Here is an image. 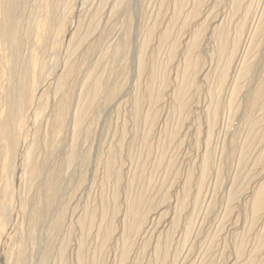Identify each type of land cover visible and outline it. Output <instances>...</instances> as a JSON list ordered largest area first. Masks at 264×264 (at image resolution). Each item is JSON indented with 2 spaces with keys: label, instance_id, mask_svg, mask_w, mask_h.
<instances>
[{
  "label": "rangeland",
  "instance_id": "374dc122",
  "mask_svg": "<svg viewBox=\"0 0 264 264\" xmlns=\"http://www.w3.org/2000/svg\"><path fill=\"white\" fill-rule=\"evenodd\" d=\"M36 1L28 0L22 11L23 19L36 10ZM64 1L65 9H68L64 28L56 37V46L52 51L48 49V55H45L47 63L56 59L58 64L56 63L54 71L46 74L48 80L40 83L38 93L41 101L33 105V115L39 125L38 145L33 156L40 160L45 149L53 144L46 169L60 172L61 178L56 205L50 212L53 211L54 214L61 203L65 204L66 211L57 235L50 228L52 213L29 225L32 226L30 228L28 223L25 227L27 216L23 218L25 234H29L27 238L32 241L29 251L27 250V256L30 253L28 264H39L43 252L48 248L52 250L49 251L47 264H79L77 253L81 243L84 246L82 252L85 264H121V232L127 221L124 211L130 205L129 201L133 202L139 194H144L150 200V209L141 231L130 238L131 248L123 264H264V195L262 209L255 218H251L253 194L264 183V95L253 110L255 126L250 127L241 116L249 90L264 73V0L252 1L251 11L254 16L252 17L251 12L229 65H225V62L228 64L226 58L229 51L217 54V44L214 38L211 39L212 32L209 28L224 20L229 28V40L232 41L235 22L239 21L241 14L240 11L235 12L234 0H184V5L178 12L175 0H122V3L125 2L116 8L113 15V2L116 4L117 0ZM40 22V17H37L32 34L37 32ZM165 26L170 32L163 37ZM199 26L201 41L193 51V58L198 62L194 72L188 76V81L192 82L189 83L190 88L183 99L179 100L175 92L182 77L178 76L183 75L188 44L191 43L193 30ZM127 31L130 37L126 47L123 46L125 48L116 52L114 48L123 40ZM80 37L83 41L72 52V43ZM145 40L144 70L138 73V49ZM214 47L217 51L213 50ZM26 49L29 47L22 49L25 58L28 53ZM218 59L220 60L217 61ZM241 63L249 70L246 76L239 79L241 91L234 109L230 107L229 110L226 104L230 92L228 86H232L234 74L239 71ZM69 66L73 67L74 74L66 80L62 91L58 92V76ZM225 67L227 76L208 144V131L205 130L209 127V108L215 104L210 94L212 82L214 86L215 75L218 76L221 68ZM89 72H92L94 79L98 78L104 84L103 92L84 112L81 128L74 131L73 118L77 113L79 95L92 86V78L86 79ZM113 86L119 90L110 97V93L107 94L106 91L110 92ZM180 102L183 103L179 106ZM63 106L68 108L64 128L54 136L53 115L55 110ZM205 152L210 156L211 165L203 183L200 195L202 198H199L194 208L191 199L193 200L194 186L200 172L201 156ZM188 176L189 183L185 185ZM17 182V194L21 202L26 194L29 198L34 196L35 192H32L36 182L32 183V190L29 192L30 185L26 178L22 177ZM184 185L189 190V196L186 197L185 208L183 206L177 209L186 191ZM16 208L10 212L9 222L18 228L22 223L20 214H23V210L17 205ZM104 213L106 215L102 220ZM189 214L193 220L187 226ZM174 215L178 221L176 227L173 223ZM89 216L93 217L91 224L88 225L86 221L82 226L81 220L88 219ZM101 220L103 228L99 227ZM106 224L111 226L112 232L107 239L102 233ZM165 241L169 242L164 256L162 243ZM156 243L160 244V248ZM143 245L146 247H142Z\"/></svg>",
  "mask_w": 264,
  "mask_h": 264
},
{
  "label": "bare ground",
  "instance_id": "6f19581e",
  "mask_svg": "<svg viewBox=\"0 0 264 264\" xmlns=\"http://www.w3.org/2000/svg\"><path fill=\"white\" fill-rule=\"evenodd\" d=\"M252 1L253 0H234L235 5L232 4L231 7H233V5H234L233 8H234L235 12L240 11L241 14H240L239 21L235 22L236 23L235 26L233 24V26L235 27V30H234L235 34H234V37L232 38L231 42H230L231 39L229 40V36H228V34H229L228 33V29L229 28L226 27V25L224 23V20L222 22L217 23L216 25L212 26V28L211 27L209 28V29H211V32H212L211 39L214 38V40L216 41V44H217L216 48H217L218 51L215 49V47H214L213 50H216L217 54L218 53L224 54L225 52L229 51L228 55L226 54L228 56V58H226V59H228V61H227L228 64L225 62V65H229V63H231L230 61H232L231 57H232V55L234 53V50L236 49L235 47H236V45H237V43H238V41L240 39V36L242 35V33L244 31V28L246 26V22L248 21V18L250 17L251 12L253 11L251 9L252 8ZM103 2H105V1H103ZM183 2H184V0H175L176 11L179 10V8L182 6V4L184 5ZM121 3H122V0H117L116 4L113 2L114 6H113V9H112L113 12H112L111 15H113V13L116 12V8H118V6L121 5ZM26 4H28V0H0V264H28L27 261H29L28 257H29L30 253L27 256V250L29 251L28 247L30 246L29 244L32 241L27 238V236L29 234L28 233H27L28 235L25 234L24 223H23V220H25V219H23V218H25L27 216L26 217L27 222H26V226H25V227H27V223H28V226H29L31 224H34L37 221L39 222V220L41 221L42 218L43 217L45 218V216H47L49 213L53 214V211L52 212H50V211L52 210L53 207H55L54 204L56 205V201H57V197H58L57 195L59 194V193L57 194V192L59 190L58 188H60V187H58V183H59L60 178H61V176H60L61 174H59L60 172L57 173L58 171L56 172V170L54 171L52 169L51 170L46 169L47 168V164H48V160H49V157L51 155L52 148H53L52 147L53 144L51 142L50 143L52 144V146L48 147L47 149H45V151L43 152L40 160L35 159V157L33 156L34 152L37 149L38 132H39V129H38L39 125H37L38 121L35 118V116L33 115V105L36 104V102H40L41 101V97H39V93H38L39 92L38 88H39L40 83L43 82V81L48 80L47 79L48 76L46 74L49 75V73H48L49 71H54V69H56V66H57L56 63L58 64V61L56 62V59L55 60L52 59L53 57L51 58L52 60L50 59L51 62L49 61V63H47L46 62L47 60L45 59V57H46L45 55H48L46 53V52H48V49H51V51H52V49L56 46L55 45L56 44V37L61 32V30L64 28L65 14L67 13L68 9H65L66 8V4H65L64 0H37L36 1L37 7H35L36 10L33 13H30L29 15H27L25 19H23V14H22L23 12L22 11H24L23 9L25 8ZM234 10H233V12H234ZM253 13L254 12H252V17L254 16ZM233 14L234 13H232V15ZM228 16H229V14H228ZM37 17H40V21L41 22H40V25L37 28V32L32 34V30L34 29L35 19ZM176 17H177V14H176ZM229 17L227 18L228 20H230V18H231V17L230 18ZM233 17H235V16H233ZM223 18H225V17H223ZM172 19H173V17H172ZM228 20H227V24L229 23ZM23 21L25 22V25H23ZM125 21H127V20H125ZM233 21H235V20H233ZM170 23H172V22H170ZM259 23L261 24V22H259ZM260 24L258 26H260ZM130 28H132V27H130ZM166 28L167 27L165 26V29ZM200 28L201 27L199 26L198 28H196V30H193V32H192L193 35L190 34V35H192L191 36L192 40L190 39L191 43H190V45L188 44L189 48L186 47V49L187 48L188 49L186 51L187 54L184 57V68H182L183 69V75L182 76H178V77H182V80H181V83H180L179 87H177V85H176L177 92H175L176 93V97L179 100L183 99L185 93L189 90V88H190L189 87L190 86L189 83L191 81L190 82L188 81V76L194 72V69L196 67V63L198 62V61L196 62L195 58H193V53H194L193 51H194V49H197L198 44L200 43L199 41H201L200 40V35L202 34V32H201ZM128 30H130V29H128ZM172 30L173 29H171V31ZM169 32H170V29H168V30L166 29L165 32L163 33V37L167 36L169 34ZM129 37H130L129 31L125 32L123 40L121 39L122 40L120 42L121 44L119 43L118 45H116V48H114V50L116 52H118L121 48H125ZM148 37H150V33H148V35H147V40H148ZM230 37H232V36H230ZM147 40H145L142 43L141 46L139 45L140 48L138 49L139 50V53H138V73H140L142 71L143 67H144V58H143L144 55L143 54H145L144 53V50H145L144 48H145V44H146ZM82 41H83V38L80 37L78 40H76L75 42L72 43V46L70 48L72 50V52L81 44ZM129 43H130V40H129ZM230 43H231V45L229 46ZM25 45L29 47L28 50L26 49L28 51V53L26 54L27 55L26 58L22 54V49L26 48ZM123 46H125V47H123ZM248 46H250V45H248ZM248 46H247V50L249 49ZM113 53H115V52H113ZM116 54L118 55V53H116ZM171 56H172V54H170V58H171ZM182 56H184V55H182ZM49 57L50 56H48V58ZM216 57H217V55H216ZM225 57L226 56L224 55V59H225ZM155 59L157 60V58H155ZM224 59H223V61H224ZM111 60H112V58H111ZM219 60L220 59H218L217 61H219ZM217 64L218 63H215V65H217ZM113 65H115V64H113ZM221 67H222V64H221ZM227 67L221 68L222 70L218 69V70H220V72L217 71V72H219V74L216 73V74H218V76L215 75L216 76L215 77L216 78V82H214L215 83L214 86H213V82H212L213 89L211 88L212 90H211L210 94H211V97H212L213 101L215 102V104H214L215 107H213L214 105L212 104L213 105L212 108H209V109H211V113L209 115V127L208 128L206 127L207 130H205L206 132L208 131L207 135H206L207 136V138H206L207 143L210 140L209 138H211L210 137V132H211V128H212L213 122H214V120H216L215 117H216V112L218 110L220 94H221V92L223 90L224 83H225L226 76H227ZM242 67L243 66H242V63H241V67L239 68V71L236 70L237 73H236V75L234 74L235 78L233 77L234 78V82H233L232 86H228L230 88V92L228 93L229 94V99H226V100H228V101H226L227 102L226 104H227V107L229 106V110H230V107H232V108L235 107L236 99L238 97V94H240V91H241V87L242 86L239 83V79L242 78L243 76H246L247 73H248L247 70H249V69H245L244 67L243 68ZM219 68H220V66H219ZM73 72H74L73 67L69 66V67H66L64 72H62L58 76V85L56 87V90L58 92L62 91V86H64L65 82H67L66 80H68V78H70V76L72 74H74ZM153 72H154V70H153ZM179 72L181 73V71H179ZM195 73H197V71ZM153 74H155V72ZM160 74H162V73H160ZM263 74L264 73H262L261 77L259 76L260 77L259 80L257 79L258 81L256 82V85L253 83L255 86H253V88L251 90H249V94L247 95V97L245 99L246 102L244 103L245 104L244 109L242 108L243 112H242L241 116H242L243 120H245L247 123H249L250 127L251 126L252 127L255 126L254 124H255L256 117L253 118V115L255 114V113L253 114V110L257 107L258 101L262 100L261 98L264 95V77H263ZM94 76H96V75H94ZM109 76H110V74H109ZM252 76H253V74H252ZM73 77L75 78V76H73ZM110 77H113V76H110ZM160 77H161V75H160ZM248 77H251V76L248 75ZM91 78L93 80L91 88L90 89L88 88V90L82 91L81 94L79 95L80 96V100H79V102L77 104V113L75 114V116L73 118V130L74 131H77L78 129L81 128V123H82V118L84 116L83 115L84 112L88 108H90L92 106L94 100L103 92V88H104L103 85L104 84L102 85V82H101L100 79H98V78L94 79L92 77V72H89L86 79H91ZM247 79L249 80V78H247ZM213 81H215L214 78H213ZM106 82H107V80H106ZM178 82H180V81H178ZM251 82H253V81L251 80ZM116 86H118V84ZM106 88L107 87H105V89ZM117 88L116 87L112 88L110 90V92L106 91V90L105 91H106L107 94L110 93V97H113L116 94V92H118V90H119ZM229 88H228V90H229ZM242 91L245 92V90H242ZM242 93H241V95H242ZM192 95H194V94H192ZM70 96L71 95H69V97ZM110 97H108V98H110ZM154 97H155V95H154ZM157 97H158V95H157ZM242 98H243V96H242ZM138 99H139V97H138ZM147 100H148V98H147ZM185 100H186V98H185ZM237 101H239V100H237ZM183 102H180L179 106L182 105ZM263 103L264 102H262V104ZM238 106H240V105H238ZM232 108H231V110L234 109V108L233 109ZM28 109L30 111H27ZM236 109H237V107H236ZM67 111H68L67 106H63V107H60L57 110H55L56 113H55V115H53V117H54L53 118V125H52L53 128L51 127L52 128V133L54 134V136H56V134L60 133L61 130L64 128V121H65V117L67 115ZM207 111H208V108H207ZM25 126H26V128H24ZM204 134H205V132H204ZM53 143H54V140H53ZM201 157H202V159H201L200 166H199L200 172H199L198 178L196 177L197 180L195 182V186L193 184V181H191V184H193V186L195 187V191H193L194 195H192L193 196V200L191 199V201H193L194 208L197 206L199 198H202V197H200V195H201V192H202L203 183H204L206 174L210 170L209 166L211 165V164L209 165V162H210L209 161V157L210 156L208 155V153L205 152L203 154V156H201ZM212 163H214V162H212ZM108 164H109V162H108ZM110 171H111V169H110ZM113 173L114 172H112V175H113ZM83 175H84V173H83ZM116 176H118V175H116ZM22 177H24V178H26L28 180V183L30 185V188L28 189V192L30 190H32L31 189L32 185H33L32 183L33 182L37 183V185L34 187L35 190L33 188L34 191L32 192V193L35 192L34 196L32 195L33 197L29 198L28 196H26L27 195L26 194L25 197H24L23 202H21L18 199V194L17 193H18L19 187H17V184H16V183H18L17 181L19 179H21ZM187 178H188V180L185 179L186 182H187V183H185V185H188L190 176H188ZM185 185H184V188L186 187ZM188 191L189 190L186 189L182 200L178 203V205L176 207L177 209H178V207L182 208L185 205L186 197L188 198V196H189L188 195L189 194ZM263 195H264V183L261 184L259 186V188H257V190L253 194L252 204H251V213H252V215H251L252 217L251 218H255L257 216V214L259 213V211L262 209V207H263ZM144 196H145L144 194L143 195L139 194L133 202L130 200L131 201V203L129 201L130 205L128 206V208H126V211H124L127 214V221L124 223L123 232H121L122 233V238H123V242H122V245L120 247L121 248V252H120V257H119L121 264H123V262L126 261L127 256L129 255V251H130V248H131V239H130L131 236L133 237L135 233L138 234V232L141 231V229H142L143 225L145 224L146 219L148 217V213H149V209H150L149 208L150 204L148 203V201H150V200H147L146 197H144ZM232 196H230V197H232ZM190 198H191V196H190ZM230 199H232V198H230ZM230 199H229V201H230ZM162 200H163V197H162ZM154 203H153V205H155ZM61 204H60V207L57 208V211L51 217V221H49V222H51V227L50 228H52L53 229L52 231H54L53 234L56 233V232L58 233V231L61 229V227L63 225V222H64L66 207H65V204H62L63 206H61ZM16 205H17V207L19 206V208H21L23 210V212H22L23 214H20L22 216V218H21L22 223L19 224L18 228H15L14 223H12L11 221L9 222V220H10L9 219L10 212H12V210L14 208H16ZM126 207H127V205H126ZM150 207H152V206H150ZM184 208H185V206H184ZM153 209H154V207H153ZM162 209H163V207H162ZM114 211H115V209H114ZM159 211H161V210H159ZM192 214H193V212H192ZM105 215L106 214L104 213V217H102V220L105 218ZM175 215H174L173 223L175 224V227H176V222H178L176 218L178 217V214H177L176 218H175ZM193 216H195V215H193ZM200 216H202V215H200ZM46 218H48V217H46ZM92 218L93 217H91V216H89L88 219L84 218V219L81 220L80 224L83 226L85 224V222L87 221V224L90 225L91 222H92ZM108 218H109V216H108ZM108 218H107V221H108ZM102 220H101V222L99 224V227H101V228H103V226H104V225L103 226L101 225ZM109 220H110V218H109ZM191 220H193L192 219V215L189 214L188 222H187L188 225L187 226H189L190 223H192ZM185 221H186V219H185ZM107 224H108V222H107ZM107 224L104 227V232H102L105 235L104 236L105 239H107L108 236L110 235V233H112L111 232V226L107 225ZM184 226H186V225H184ZM30 227H32V226H29L28 228H30ZM112 227H113V225H112ZM88 229L91 230L90 228H88ZM186 229H187V227H186ZM187 230L189 231V228ZM84 231H86V229ZM27 232H29V231H27ZM168 232H170V231H168ZM173 232H174V228H173ZM173 232H172V234H173ZM57 233L55 235H57ZM86 233H88V232H86ZM48 234H49V232H48ZM51 234H52V232H51ZM83 234H85V232ZM85 236L86 235H84V237ZM141 236H143V235H141ZM110 237H111V235H110ZM52 238L53 237H51L50 240H52ZM46 239H47V237H46ZM83 239L86 240V238H83ZM82 241H84V240H82ZM85 242L86 241H84V243ZM168 242L167 241H165L164 243L161 242L162 245H164V247H163L164 248V254H163L162 248H161V251H162L161 254H163L164 256H165V254L167 253V250H168L167 249L168 248L167 247ZM47 243H48V241H47ZM84 243H83V245H84ZM158 245H160V244H157V247H158ZM44 246H46V244ZM144 246L145 245H143L142 247H144ZM83 247H82V243H81V245L78 248L77 260H78L79 264H85L84 263L85 260H84L83 252H82L83 251L82 250ZM157 247H155V248H157ZM132 248H133V246H132ZM158 248H160V247H158ZM158 248H157V250H158ZM46 249H47V247H46ZM51 250H52L51 248L50 249L48 248V250L45 251V253L43 252V256L41 258L42 260L40 259L41 262L39 264H47L48 263V259L50 257L49 253L51 252ZM174 253H176V252H174ZM179 253H180V250H179ZM118 254H119V252H118ZM39 257H38V259H39ZM155 257H157V256H155ZM89 263H90V261H89ZM168 264H170V263H168Z\"/></svg>",
  "mask_w": 264,
  "mask_h": 264
}]
</instances>
